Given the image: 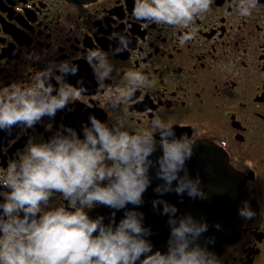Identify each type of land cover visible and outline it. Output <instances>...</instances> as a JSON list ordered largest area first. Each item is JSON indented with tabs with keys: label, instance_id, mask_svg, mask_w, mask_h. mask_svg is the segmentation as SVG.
I'll return each mask as SVG.
<instances>
[{
	"label": "clouds",
	"instance_id": "9594fccd",
	"mask_svg": "<svg viewBox=\"0 0 264 264\" xmlns=\"http://www.w3.org/2000/svg\"><path fill=\"white\" fill-rule=\"evenodd\" d=\"M257 2L237 0L240 16H250ZM212 3L135 0L132 12L136 19L158 26L189 28ZM194 38L195 33L188 31L181 42ZM117 41L110 48L113 55L123 54L131 43L126 34H119ZM86 62L95 64L92 72L98 84L111 79L114 66L102 50L89 49ZM54 72L59 73L55 79ZM79 72V64L63 61L49 64L28 87L10 84L0 92V131L11 135L17 127L31 129L46 118L55 121L58 112L74 110V101L89 91L82 76L75 85L67 82V76ZM125 79L124 86L114 82L111 90L108 86L97 89L114 110L150 83L148 74L139 70L126 72ZM61 81L64 86L58 87ZM151 128L132 133L124 121L109 126L90 113L80 132L71 126L53 132L49 126L45 131L52 135L47 140L28 137L24 153L13 158L8 175L0 182L7 189L0 201V264H222L209 248L215 237L200 242L208 222L191 214L178 215L175 204L159 198L175 192L181 197L208 199L200 177L192 178L186 167L195 142L187 133L177 136L174 126L158 116L152 119ZM157 151L160 154L152 159ZM153 169L162 183L153 188L158 198L152 200V207L167 216L169 229L164 250L153 244V230L139 211L152 185ZM55 193L65 201L64 206H49ZM97 207L111 211L107 217L91 216ZM237 214L245 221L255 218L250 200L241 201ZM214 227L219 230L221 225Z\"/></svg>",
	"mask_w": 264,
	"mask_h": 264
},
{
	"label": "flooded vegetation",
	"instance_id": "af4514ba",
	"mask_svg": "<svg viewBox=\"0 0 264 264\" xmlns=\"http://www.w3.org/2000/svg\"><path fill=\"white\" fill-rule=\"evenodd\" d=\"M135 0H0V92L10 84L28 87L33 77L63 61L77 63L73 85L84 77L89 91L74 101V110L57 113L11 135L0 131V182L13 158L25 151L28 137L45 141L53 132L71 126L80 132L89 114L109 126L124 121L136 133L152 131L158 116L171 123L177 136L190 141L208 139L223 148L230 163L244 178L255 218L245 221L242 239L222 258V264H264V0L242 17L237 0H213L207 13L189 28L156 25L133 16ZM188 31L193 40L181 42ZM119 34L131 43L113 55ZM89 49H100L114 66L111 79L98 84L89 65ZM31 54L33 59H24ZM142 71L150 83L137 90L119 110L106 101L105 86L127 84L125 73ZM54 72V79L58 76ZM64 82L58 83L63 87ZM159 139V135L156 134ZM7 189L0 186V201ZM157 195L148 196L152 205ZM161 199L167 200L165 194ZM173 204V203H171ZM65 205L59 193L50 207ZM87 211V210H86Z\"/></svg>",
	"mask_w": 264,
	"mask_h": 264
},
{
	"label": "water",
	"instance_id": "95a60500",
	"mask_svg": "<svg viewBox=\"0 0 264 264\" xmlns=\"http://www.w3.org/2000/svg\"><path fill=\"white\" fill-rule=\"evenodd\" d=\"M159 154L157 151L152 159ZM186 167L192 178L197 175L200 177L201 187L208 194V199H191L187 194L181 197L175 192H170L167 193L169 197L167 201L178 207V215L191 214L208 222L209 229L200 238V242L215 237V243L210 244L209 248L222 259L243 236L245 220L238 216L237 210L241 206V201L249 200L244 178L230 165L227 154L209 141L195 142L194 154L187 161ZM151 175L152 185L144 194V204L139 211L145 214V225L151 226L153 230L151 237L153 244L156 248L164 250L169 232L167 216L160 215L159 210L145 204L148 196L155 194L153 188L162 183L155 178V169ZM110 211L108 208L98 207L90 212V215L95 217L97 214H103L107 217ZM122 215V212L118 213L117 219ZM217 223L221 225L219 230L214 227Z\"/></svg>",
	"mask_w": 264,
	"mask_h": 264
}]
</instances>
